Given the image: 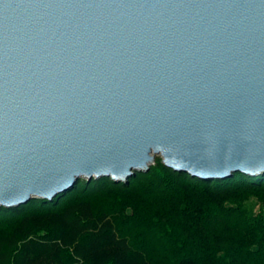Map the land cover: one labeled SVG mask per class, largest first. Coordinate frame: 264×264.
I'll return each instance as SVG.
<instances>
[{"label": "water", "instance_id": "95a60500", "mask_svg": "<svg viewBox=\"0 0 264 264\" xmlns=\"http://www.w3.org/2000/svg\"><path fill=\"white\" fill-rule=\"evenodd\" d=\"M156 157L264 173V0H0V207Z\"/></svg>", "mask_w": 264, "mask_h": 264}, {"label": "trees", "instance_id": "16d2710c", "mask_svg": "<svg viewBox=\"0 0 264 264\" xmlns=\"http://www.w3.org/2000/svg\"><path fill=\"white\" fill-rule=\"evenodd\" d=\"M0 264H264V173L203 180L156 157L126 182L80 179L0 207Z\"/></svg>", "mask_w": 264, "mask_h": 264}, {"label": "rangeland", "instance_id": "374dc122", "mask_svg": "<svg viewBox=\"0 0 264 264\" xmlns=\"http://www.w3.org/2000/svg\"><path fill=\"white\" fill-rule=\"evenodd\" d=\"M249 208H250L252 213H256L258 211V209H259V206L254 201H252L250 203Z\"/></svg>", "mask_w": 264, "mask_h": 264}]
</instances>
